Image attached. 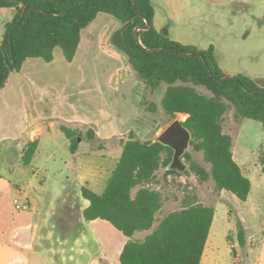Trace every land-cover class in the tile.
<instances>
[{"label":"rangeland","instance_id":"obj_1","mask_svg":"<svg viewBox=\"0 0 264 264\" xmlns=\"http://www.w3.org/2000/svg\"><path fill=\"white\" fill-rule=\"evenodd\" d=\"M151 4L155 10L154 24L160 32L200 50L212 46L226 75L243 74L264 86V0H151ZM11 10L13 16L15 10ZM7 21V10L0 9V43ZM30 62L38 63L34 70L27 66L21 73H10L0 90L4 94L0 95V104L10 105L7 109L0 105V121L14 120L17 109L26 104V95L19 94V87L36 88L42 97V108L60 109L57 113L43 112L44 128L48 129L46 125L51 120L58 129L62 122L78 128L83 149L89 150L94 161H97L96 156H108V169L120 156L122 144L130 133L141 140H156L173 120L184 121L187 117L177 114L170 118L165 114L161 105L165 84L152 88L131 67L122 41L121 23L110 15L98 14L82 30L80 44L71 61L56 47L52 63L41 58ZM28 98L33 100L37 95ZM62 111H67L68 116L62 117ZM223 131L232 136L234 159L251 181L247 199L241 201L228 191H216L209 174L210 164L189 143L185 152L190 160L182 155L189 172L167 173L166 168H160L151 184L159 192L161 201L154 226L188 200L214 206L207 245L212 252L211 264H249L264 232V129L259 121L239 118L234 109H230L224 118ZM5 133L0 130V174L12 183L23 181L32 171L25 167V173L20 176L11 173L9 166L20 162V150L9 145L6 137L2 138L8 135ZM38 150L33 164L38 167L48 161L52 165L47 167L54 173L43 189L59 195L64 185L61 182L71 173L61 160L68 153L67 140L60 131L45 133ZM53 151L56 157L47 160V155ZM191 162L208 172L205 180L190 170ZM48 174L41 171L38 178H48ZM72 189L69 184L68 192ZM31 210V205L24 212L10 206L9 214H18L34 223L37 217ZM240 228L244 230L243 245L238 238ZM149 232H139L135 237L143 238ZM233 258H236L234 262Z\"/></svg>","mask_w":264,"mask_h":264},{"label":"trees","instance_id":"obj_2","mask_svg":"<svg viewBox=\"0 0 264 264\" xmlns=\"http://www.w3.org/2000/svg\"><path fill=\"white\" fill-rule=\"evenodd\" d=\"M135 1L133 6L132 0H0V8L15 10L12 19L4 25L0 43V90L10 73L20 71L29 58L51 62L54 49L60 47L65 59L71 61L80 44L82 30L98 14L110 15L121 23L122 41L131 67L146 85L155 88L165 84L161 99L165 114L170 118L187 115L182 123L191 133L190 145L210 164L209 174L216 191H228L245 201L251 181L234 159L233 139L223 131V123L228 111L234 109L239 118L257 120L264 129V86L243 74L220 81L226 74L212 46L200 50L168 37L154 26L151 0ZM69 7L72 8L61 17L37 11L59 14ZM24 8V17L13 28ZM146 24L149 29L138 30V40L135 28ZM144 47L161 50L148 52ZM176 51L195 55L181 56ZM60 129L69 140L70 151H76L81 131L66 125H61ZM37 147L35 140L24 146L21 155L24 164H30ZM183 155L190 160L189 154ZM172 156L169 146L157 140H141L130 133L103 191L97 193L85 185L80 188L81 196L89 202L82 217L87 221L106 220L126 237L120 264L201 262L215 215L214 206L188 200L154 226L161 201L159 192L151 184L160 168H166L167 173L177 172L168 168ZM190 170L201 180L209 175L194 162ZM143 231L150 232L143 238L135 237ZM238 238L243 245L242 228L238 230Z\"/></svg>","mask_w":264,"mask_h":264},{"label":"crops","instance_id":"obj_3","mask_svg":"<svg viewBox=\"0 0 264 264\" xmlns=\"http://www.w3.org/2000/svg\"><path fill=\"white\" fill-rule=\"evenodd\" d=\"M0 9H6L8 21L11 20L13 17L11 8ZM154 26L157 29L155 24ZM31 59L35 58L27 59L21 70L16 73L25 71L27 66L34 70L38 63L30 62ZM53 61L54 57L50 63ZM26 63L28 64L25 65ZM8 91L9 89L6 93ZM18 91L20 95H26V104L17 111L15 110L14 120L8 123L0 121V130L4 133L9 131V133H5L8 135L2 136V138L6 137L9 145L13 144L14 147L19 148V158H21L22 150L28 142L35 140L38 147L29 165L19 159V163L9 166L11 173L16 172L19 176L25 173V167H28L32 171L31 176L23 178V181L12 183L9 178L0 174V264L2 261L4 264H120L119 256L126 237L106 220H85L82 217V211L89 202L80 193V188L84 185L97 193L102 192L119 157L112 163V168L108 169L106 167L107 161H110L108 156H96L97 161H94V156H90L89 150H84L80 143L76 151L71 152L69 140L60 129L61 125L68 127L70 125L62 122L58 129L55 127L54 121L51 120L46 125L48 129H45L44 123H42L43 112L57 113L60 109L57 110L54 106L42 108L40 102L42 97L36 88L22 89L19 87ZM2 95L4 94L2 93ZM34 95H37V98L33 100L28 98ZM4 99L8 100L2 98L3 101ZM0 105L6 109L10 106L3 103ZM67 113V111H62L61 116L67 117ZM35 131L37 132L35 133ZM54 131L62 132L67 140L68 153L61 160L71 172L63 179V182L60 181L65 186L61 187L59 195L56 192L43 189V185L50 181L54 175L47 167H51L52 164L44 161L37 167L32 162L39 153L41 137L45 133ZM1 135L3 134L1 133ZM55 157L56 153L53 151L47 155L46 159ZM41 171L49 173V177L43 176L42 179H39L38 174ZM69 184L73 187L72 192L67 190ZM15 199H18L19 202H27L32 206L30 213H35L36 222L29 223L18 214H9V207H15ZM261 236L255 257L249 264H264V232ZM208 241L209 236L200 264L212 263V252L207 247ZM235 260L236 258L232 259L233 262Z\"/></svg>","mask_w":264,"mask_h":264},{"label":"water","instance_id":"obj_4","mask_svg":"<svg viewBox=\"0 0 264 264\" xmlns=\"http://www.w3.org/2000/svg\"><path fill=\"white\" fill-rule=\"evenodd\" d=\"M135 0H132V5H135ZM72 7H69L62 11L59 14L55 13H46L41 10H37L40 14L44 15H50V16H55V17H61L65 15ZM26 13V8L23 9L19 21L13 26V28H16L17 25L20 23L22 18L24 17ZM139 13V12H138ZM144 29L147 30L149 29V25L146 24L143 27L135 28V37L139 40V34L138 30ZM2 46L0 45V49ZM144 49L148 52H158L161 50V48H155V47H144ZM165 50H170V49H165ZM178 55L181 56H194V53H185V52H175ZM199 56L202 58L203 62H205L204 58L202 57L201 54ZM233 78V76L226 75L222 78H220V81H225L227 79ZM158 142L169 146L173 150V156L172 160L169 164V169L172 170H177L183 173H188V167L187 165L183 162L182 160V155L186 151V149L189 146L190 140H191V133L190 131L183 125L182 121L180 120H173L168 126H166L162 132L159 134V136L156 139Z\"/></svg>","mask_w":264,"mask_h":264},{"label":"built area","instance_id":"obj_5","mask_svg":"<svg viewBox=\"0 0 264 264\" xmlns=\"http://www.w3.org/2000/svg\"><path fill=\"white\" fill-rule=\"evenodd\" d=\"M14 206L18 210H29L30 207L27 202H19L18 199L14 200Z\"/></svg>","mask_w":264,"mask_h":264}]
</instances>
